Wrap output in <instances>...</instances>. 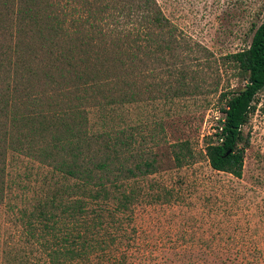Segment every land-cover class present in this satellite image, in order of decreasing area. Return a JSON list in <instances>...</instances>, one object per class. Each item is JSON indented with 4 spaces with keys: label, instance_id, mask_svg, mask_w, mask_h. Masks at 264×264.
<instances>
[{
    "label": "trees",
    "instance_id": "1",
    "mask_svg": "<svg viewBox=\"0 0 264 264\" xmlns=\"http://www.w3.org/2000/svg\"><path fill=\"white\" fill-rule=\"evenodd\" d=\"M0 35V203L9 165L48 168L16 213L22 250L6 248L2 264L131 263L132 208L142 194L130 182L160 165L133 148L126 110L151 89L162 95L149 100L167 102L198 89L182 57L193 49L156 0H0ZM226 61L246 84L220 95L223 118L204 152L213 170L240 178L242 128L264 89V21ZM172 155L179 167L195 157L187 141Z\"/></svg>",
    "mask_w": 264,
    "mask_h": 264
},
{
    "label": "rangeland",
    "instance_id": "2",
    "mask_svg": "<svg viewBox=\"0 0 264 264\" xmlns=\"http://www.w3.org/2000/svg\"><path fill=\"white\" fill-rule=\"evenodd\" d=\"M156 1L178 38L193 49L182 57L190 65L186 82L199 88L189 87L185 98L172 102L149 100L162 95L151 89L126 110L127 131L137 140L133 148L155 154L160 165L157 173L130 182L142 196L132 208L136 236L129 242L134 254L129 264H264V89L242 128L241 177L213 170L204 152L223 118L220 95L246 84L226 56L248 48L264 21V0ZM1 78L0 73V90ZM177 141H187L195 155L180 167L172 155ZM28 162L17 160L7 170L9 193L0 203V264L6 248L22 250L16 213L37 194L48 171ZM22 174L21 188L16 181Z\"/></svg>",
    "mask_w": 264,
    "mask_h": 264
}]
</instances>
